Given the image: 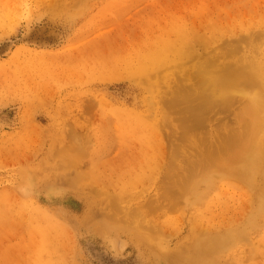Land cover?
<instances>
[{
    "label": "rangeland",
    "instance_id": "rangeland-1",
    "mask_svg": "<svg viewBox=\"0 0 264 264\" xmlns=\"http://www.w3.org/2000/svg\"><path fill=\"white\" fill-rule=\"evenodd\" d=\"M0 264H264V0H0Z\"/></svg>",
    "mask_w": 264,
    "mask_h": 264
},
{
    "label": "bare ground",
    "instance_id": "bare-ground-1",
    "mask_svg": "<svg viewBox=\"0 0 264 264\" xmlns=\"http://www.w3.org/2000/svg\"><path fill=\"white\" fill-rule=\"evenodd\" d=\"M241 67H242V68H248V67L256 68L255 70L257 71V74H256L255 77H258V78H259V76H260V74H261V73H259V71L257 70V69H259V66H258L257 64H241ZM227 78H228V77H226V76L222 77V78H221V79H222L221 82H219V81H217V80H211V81H210V78H208L207 80L210 81V82L213 84L212 86H214L215 89H217L218 92H224V90H225V91L229 90V86L231 85V84H229L228 80H226ZM207 80H206V81H207ZM216 82H218V83H220V84L217 85ZM246 82H250V81L247 80ZM230 83H231V82H230ZM251 83H252V82H251ZM205 87H206V86H205ZM216 87H217V88H216ZM210 89H211V88H210ZM203 91H204V89H203ZM212 91H213V90H212ZM215 91H216V90H215ZM215 91H214V92H215ZM206 92H208V90H206ZM204 93H205V92H204ZM204 93H203V95H205ZM210 93H211V92H210ZM212 93H213V92H212ZM212 93H211L210 95H209V94H208V95H209V96H213ZM216 93H217V92H216ZM218 94H219V93H218ZM214 95H215V94H214ZM214 97H216V95H215ZM214 97H212L213 100H214ZM222 97H223V96H222ZM253 97H254V96H253ZM230 98H231V97H230ZM207 99H208V98H207ZM215 99H216V98H215ZM224 99H229L228 96H227L226 94L224 95ZM222 101H223V100H222ZM250 101H251V100H250ZM209 102H211V101L208 100V102H207V103H208V104H207L208 106H209ZM204 103H205V102H204ZM218 103H219V102H218ZM202 104H203V103H202ZM210 104H211V103H210ZM212 104H213V102H212ZM212 104H211V106H213ZM205 108H206V107H205ZM201 109H202V108H201ZM206 109H207V108H206ZM202 110L204 111V109H202Z\"/></svg>",
    "mask_w": 264,
    "mask_h": 264
}]
</instances>
